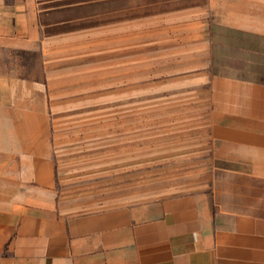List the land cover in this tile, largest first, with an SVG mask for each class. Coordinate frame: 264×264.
<instances>
[{
    "label": "crops",
    "instance_id": "1",
    "mask_svg": "<svg viewBox=\"0 0 264 264\" xmlns=\"http://www.w3.org/2000/svg\"><path fill=\"white\" fill-rule=\"evenodd\" d=\"M39 4L0 0V264H264V0H208L198 22L208 184L132 208L58 186Z\"/></svg>",
    "mask_w": 264,
    "mask_h": 264
},
{
    "label": "rangeland",
    "instance_id": "2",
    "mask_svg": "<svg viewBox=\"0 0 264 264\" xmlns=\"http://www.w3.org/2000/svg\"><path fill=\"white\" fill-rule=\"evenodd\" d=\"M36 1L42 34L58 40L44 95L60 190L132 208L203 189L208 108L187 75L205 63L196 32L208 0Z\"/></svg>",
    "mask_w": 264,
    "mask_h": 264
}]
</instances>
